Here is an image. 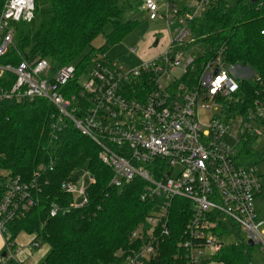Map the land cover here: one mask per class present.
<instances>
[{
    "label": "built area",
    "instance_id": "built-area-1",
    "mask_svg": "<svg viewBox=\"0 0 264 264\" xmlns=\"http://www.w3.org/2000/svg\"><path fill=\"white\" fill-rule=\"evenodd\" d=\"M214 1L165 0L159 4L144 0L149 20L165 23L163 51L132 66L111 60L90 66L72 90L73 65L54 70L46 60L22 61L16 66L0 63V104L47 101L56 110L52 129L60 131L71 123L99 146L100 160L112 170L110 186L140 184V200L149 210L130 234V241L138 245L117 252L119 262L115 264L154 261L171 236L174 213L187 217L178 241L184 264H214V255L227 245L225 238L236 233V228L245 233L247 243L259 247L264 259V217L254 204L262 187L256 167L242 164L236 155V147L255 140L264 127V94L255 93L245 111L229 112V101L245 78L235 76L236 66L226 64L223 50L206 55L199 65L200 57L190 55L197 47L191 37L192 23ZM258 1L264 6V0ZM34 3H4L0 58L13 45L16 25L34 20ZM158 45V40L153 41L152 47ZM188 46V52L181 51ZM129 53L137 55L138 49L130 48ZM144 80L147 88L134 94V84ZM201 110L209 113L205 124L199 120ZM45 170L40 166L28 181L10 177L3 183L0 264L22 263L18 258L22 250L8 239L7 226L40 203L42 186L49 183L46 175L42 178ZM86 173L88 181L82 176L60 182V190L74 198L68 208L86 204V190L94 183ZM62 210L51 204L49 215L55 217ZM37 246L36 241L30 243L28 254Z\"/></svg>",
    "mask_w": 264,
    "mask_h": 264
},
{
    "label": "trees",
    "instance_id": "trees-1",
    "mask_svg": "<svg viewBox=\"0 0 264 264\" xmlns=\"http://www.w3.org/2000/svg\"><path fill=\"white\" fill-rule=\"evenodd\" d=\"M6 1L0 0V12ZM34 4V20L16 25L13 45L0 63L16 66L22 61L46 60L54 70L73 65L76 78L69 90L90 66L105 61L106 57L101 61L95 59L97 54L106 53L122 42L138 25L137 20H122L121 0H49L44 10L39 9L37 0ZM107 25L110 31L105 34L104 45L92 47L91 43L104 34ZM262 31L264 6L251 0H215L203 17L192 23L193 44L204 47L206 55L223 50L227 65L253 72V79L242 80L229 101V112L245 111L255 93L264 94ZM204 57H200L197 65ZM6 79L13 78L7 75ZM147 86L145 80L136 82L131 91L139 94ZM55 114L54 107L45 100L0 104V194L4 181L10 177L31 180L40 166L46 168L42 178L46 175L49 180L38 196L40 203L23 218L8 224V239L13 241L21 233L35 235L32 242L41 237L50 252L39 264L118 263L117 252H128L138 245L130 241V234L144 222L149 210L140 200V184L110 186L112 170L100 160L99 146L71 123L60 131L52 129L50 123ZM242 153L240 162L254 166L245 162L254 156L250 149L244 148ZM80 169L89 172L94 183L86 190V204L68 208L74 198L62 192L59 184ZM51 204L63 208L55 217L49 215ZM186 220L187 217L172 215L171 236L149 264H184L178 241ZM212 260L217 264H253L250 248L242 242L225 245Z\"/></svg>",
    "mask_w": 264,
    "mask_h": 264
},
{
    "label": "rangeland",
    "instance_id": "rangeland-1",
    "mask_svg": "<svg viewBox=\"0 0 264 264\" xmlns=\"http://www.w3.org/2000/svg\"><path fill=\"white\" fill-rule=\"evenodd\" d=\"M157 1L159 4L165 3V0ZM37 4L40 10H44L48 8L49 0H37ZM143 4L144 0H121V8L123 13L122 20H137L138 25L135 30L131 34H129L122 42L110 47L106 53L102 52L101 54H97L95 56V59H99V61H101L103 57H106L105 61L108 59L111 61L123 63L127 66H132L133 63H139L140 61L149 59L150 57H153L154 55H157L159 54V52L161 53L163 51L162 49H164L167 42L165 23L163 20H149L148 14L143 10ZM109 31L110 25H107L104 29V34L99 35L91 43V46L94 48H99L104 45L105 34H107ZM155 40L159 41V45L156 48L152 47L153 41ZM191 46L184 47L181 49V51L186 53L189 51ZM135 47L138 49L137 55L130 54L129 49ZM203 54L206 56L204 47L202 46L195 47L190 53L192 57H201ZM233 72L238 78H253V72L250 69L243 68V70L241 71L236 67L235 69H233ZM208 115L209 113L207 111L201 110L199 112V120L201 121V123H206V121L208 120ZM259 132L260 135L256 137L255 140H247L245 141V143L247 144H240L239 146H237L236 155L237 158L241 160L243 154L242 150L244 148H249L250 151L254 154V156L247 158L245 162H252V164L256 167V172L259 176L262 189L261 193L256 197L254 204L259 215L264 217V127H260ZM82 176H84L85 180L88 181V175L84 169L73 172V178ZM34 238L35 235L21 233L17 236L16 242L19 244L20 249L26 254V252H29L30 249L28 245L30 243L29 239L33 240ZM35 241L37 242L38 246L32 250V256H30V254H27V257L29 258L27 259V263L26 261H23V264H39L43 262L46 256L49 254L50 248L41 237L35 239ZM225 242L230 245L242 242L245 246L250 248V257L252 263L264 264V259L260 254L259 247L257 245L249 246L247 244L245 233L240 231L238 228H236V233L225 238ZM3 246L4 241L2 238V240H0V248L2 249ZM37 258L39 260L35 263V260Z\"/></svg>",
    "mask_w": 264,
    "mask_h": 264
},
{
    "label": "crops",
    "instance_id": "crops-1",
    "mask_svg": "<svg viewBox=\"0 0 264 264\" xmlns=\"http://www.w3.org/2000/svg\"><path fill=\"white\" fill-rule=\"evenodd\" d=\"M155 48H156V47H155ZM162 50H163V49H162ZM159 53H160V52H159ZM154 56H155V55H154ZM150 58H151V57H150ZM16 238H17V237H16ZM16 238H15L14 242H15L16 246L19 247V244L16 242ZM0 240H2V237H1V236H0ZM29 242L31 243L32 240L29 239ZM29 242H28V243H29ZM30 243H29L28 245H30ZM2 245H3V244H2ZM19 248H20V247H19ZM2 249H3V248H2ZM2 249L0 248V251H1ZM33 249H34V248H33ZM27 254H28V252H26V254H25V253L22 251V252L19 254V256H18L19 260L22 261V262H23V261H26V263H27V259L29 258V257H27ZM32 255H33V254L31 253L30 256H32ZM32 258H33V257H32ZM38 260H39V259L37 258V259L35 260V263L38 262ZM214 264H216V263H214Z\"/></svg>",
    "mask_w": 264,
    "mask_h": 264
},
{
    "label": "water",
    "instance_id": "water-1",
    "mask_svg": "<svg viewBox=\"0 0 264 264\" xmlns=\"http://www.w3.org/2000/svg\"><path fill=\"white\" fill-rule=\"evenodd\" d=\"M252 2H256V1H258V0H251ZM245 69H247V68H245ZM249 246H252V244H251V242H248L247 243Z\"/></svg>",
    "mask_w": 264,
    "mask_h": 264
}]
</instances>
